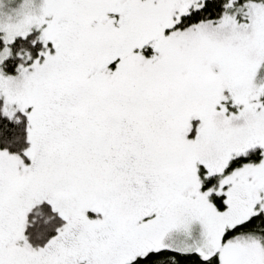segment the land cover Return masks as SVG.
<instances>
[{
  "label": "snow or ice",
  "instance_id": "1",
  "mask_svg": "<svg viewBox=\"0 0 264 264\" xmlns=\"http://www.w3.org/2000/svg\"><path fill=\"white\" fill-rule=\"evenodd\" d=\"M0 264H264V0H0Z\"/></svg>",
  "mask_w": 264,
  "mask_h": 264
}]
</instances>
